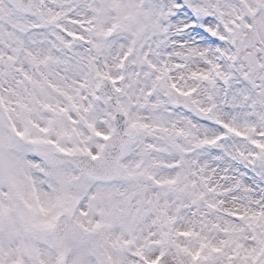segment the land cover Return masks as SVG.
I'll return each mask as SVG.
<instances>
[{"label": "snow or ice", "instance_id": "obj_1", "mask_svg": "<svg viewBox=\"0 0 264 264\" xmlns=\"http://www.w3.org/2000/svg\"><path fill=\"white\" fill-rule=\"evenodd\" d=\"M0 264H264V0H0Z\"/></svg>", "mask_w": 264, "mask_h": 264}]
</instances>
